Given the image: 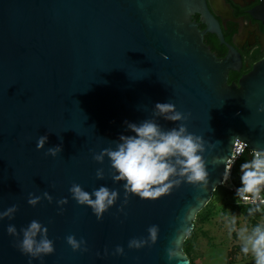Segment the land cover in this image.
Segmentation results:
<instances>
[{
  "label": "water",
  "instance_id": "1",
  "mask_svg": "<svg viewBox=\"0 0 264 264\" xmlns=\"http://www.w3.org/2000/svg\"><path fill=\"white\" fill-rule=\"evenodd\" d=\"M206 32L224 42L208 0H0V211L18 206L14 219L0 220V264H29L7 226L19 231L34 219L47 226L55 252L31 264H190L184 242L223 184L225 165L213 157H230L234 136L249 150L264 149V113L257 111L264 105V57L229 83V72L242 65L240 54L229 45L217 56L204 42ZM157 102L191 113L188 130L220 142L204 153L208 187L183 183L155 201L133 195L119 212L124 182L114 183L108 158L99 164L92 153L115 148L112 141L131 134L125 121L151 118ZM41 135L48 143L37 150ZM58 144L60 154L45 155ZM101 167L102 180L96 178ZM73 183L88 192L117 189L120 199L98 221L71 198ZM45 191L51 204L27 203L29 193ZM61 198L68 199L62 214ZM151 225L160 228L157 243L129 249V240L147 237ZM68 235L87 241L88 251L74 252ZM173 242L179 255L169 261ZM117 245L124 255L112 254Z\"/></svg>",
  "mask_w": 264,
  "mask_h": 264
},
{
  "label": "clouds",
  "instance_id": "2",
  "mask_svg": "<svg viewBox=\"0 0 264 264\" xmlns=\"http://www.w3.org/2000/svg\"><path fill=\"white\" fill-rule=\"evenodd\" d=\"M164 56V59H167ZM258 112L264 113V105ZM191 113L177 110L171 102H157L151 113V118L139 123L125 121L126 130L131 134H121L113 147H105L100 152L92 153V159L103 164L107 157L110 161L109 175L114 183H123L124 199L118 209L124 211L130 196H137L142 200L155 201L170 194L183 183L193 185L201 190H206L209 184L208 161L204 157L206 151L214 150L219 141L209 143L203 136L196 135L188 130L187 121ZM174 123L176 126L165 129L159 119ZM48 143V136L41 135L37 139V150H43ZM231 156L213 157V162H223L225 172L221 183L227 184L231 178V169L238 158L249 149L248 143L239 136L231 138ZM62 144L49 147L45 155L56 157L62 152ZM250 159H246L239 168L241 186L236 188L237 204L249 205L248 217L254 218L260 213L262 219L249 227L247 224L237 227V216L231 214L226 217L229 234L235 232L240 242V250L244 256H251L254 264H264V149L253 148L250 151ZM96 178L104 179V168L96 170ZM71 198L80 206H86L92 210L97 220H102L104 214L116 205L120 199L117 189H110L101 185L91 192L77 183H73L68 189ZM42 200L52 203L53 197L47 192L42 195L29 193L27 203L35 207ZM59 213H63V205L68 203L67 198L56 201ZM18 211L17 205H12L4 211H0V220L14 219ZM160 228L151 225L147 229V237L132 238L128 242L129 249H142L152 247L158 241ZM7 233L16 237L15 246L23 254L32 259H40L55 252L54 241L48 237V228L38 220H32L27 227L19 231L16 226L9 224ZM66 243L74 252H87V241L77 239L75 235L65 237ZM108 250L105 249V255ZM113 255H124L123 246L117 245ZM167 258L172 261L179 255L178 248L173 246L166 249ZM99 255V253H97Z\"/></svg>",
  "mask_w": 264,
  "mask_h": 264
},
{
  "label": "flooded vegetation",
  "instance_id": "3",
  "mask_svg": "<svg viewBox=\"0 0 264 264\" xmlns=\"http://www.w3.org/2000/svg\"><path fill=\"white\" fill-rule=\"evenodd\" d=\"M261 5L262 0H208L210 11L220 23L224 42L211 32L204 34V42L217 56V53L222 54L219 57L225 56L232 45L242 60L240 69L234 71L240 76L264 57V7L258 9ZM253 9H257L256 14L262 18L254 17ZM193 18L199 20L197 14ZM198 27L204 29L205 25L200 23Z\"/></svg>",
  "mask_w": 264,
  "mask_h": 264
},
{
  "label": "rangeland",
  "instance_id": "4",
  "mask_svg": "<svg viewBox=\"0 0 264 264\" xmlns=\"http://www.w3.org/2000/svg\"><path fill=\"white\" fill-rule=\"evenodd\" d=\"M223 204V203H222ZM216 206V213L199 225L196 231L191 257L196 264H228V251L235 244H240L238 238L229 234L226 217L237 216V227L248 224L243 214L232 210L229 206L222 213L221 205ZM262 217L259 219V221ZM237 236V235H236ZM232 264H254L251 256L239 252Z\"/></svg>",
  "mask_w": 264,
  "mask_h": 264
},
{
  "label": "trees",
  "instance_id": "5",
  "mask_svg": "<svg viewBox=\"0 0 264 264\" xmlns=\"http://www.w3.org/2000/svg\"><path fill=\"white\" fill-rule=\"evenodd\" d=\"M216 50V49H214ZM218 56L222 55L220 53H217ZM240 77V73L231 71L229 73V79L228 82H232L235 81L237 82L238 79ZM250 152L248 150L245 151V153L243 154V156H241L240 158H238L236 160V162L234 163L232 169H231V178L228 181L227 184H222L217 186V188L215 189V191L213 192V196L212 199L207 203V205L197 214L196 219L194 221V228L191 231V233H189L188 237L186 238L185 242H184V251L187 254V256L190 259V264H196L195 261L193 260V258L191 257V252L193 250V246H194V240L196 237V231L199 228V225L203 222H205L206 220H208V218H211V216H213L216 211V206L218 204H222L221 205V210L222 213L226 212V208L229 206L232 210L234 211H239L241 214H243L244 218L247 220L248 222V226L251 227L252 225H254L255 223L259 222V219L262 217L260 213H257L256 216L254 218L252 217H248L247 215V209L248 205H244V204H237V198L235 195V190L232 189V187H240L241 186V182H240V172H239V168L240 165L246 160V159H250ZM233 237L236 238V233L233 232L232 233ZM241 252L240 250V244H235L232 246L231 249H229L228 251V260L227 263L228 264H232L235 261V258L237 256V254ZM242 253V252H241Z\"/></svg>",
  "mask_w": 264,
  "mask_h": 264
},
{
  "label": "built area",
  "instance_id": "6",
  "mask_svg": "<svg viewBox=\"0 0 264 264\" xmlns=\"http://www.w3.org/2000/svg\"><path fill=\"white\" fill-rule=\"evenodd\" d=\"M244 142H246V141H244ZM246 143H247V142H246ZM248 151H250V150L248 149ZM236 188H237V187H235V186L232 187L233 190H236ZM262 195H264V193H262ZM241 204H242V203H241ZM248 206H249V205H248Z\"/></svg>",
  "mask_w": 264,
  "mask_h": 264
}]
</instances>
